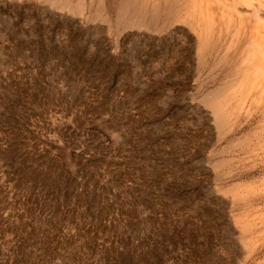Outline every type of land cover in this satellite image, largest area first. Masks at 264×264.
I'll return each instance as SVG.
<instances>
[{"label":"rangeland","instance_id":"1","mask_svg":"<svg viewBox=\"0 0 264 264\" xmlns=\"http://www.w3.org/2000/svg\"><path fill=\"white\" fill-rule=\"evenodd\" d=\"M141 2L0 0V264H264V0Z\"/></svg>","mask_w":264,"mask_h":264},{"label":"bare ground","instance_id":"2","mask_svg":"<svg viewBox=\"0 0 264 264\" xmlns=\"http://www.w3.org/2000/svg\"><path fill=\"white\" fill-rule=\"evenodd\" d=\"M65 1H60V3L62 5H64ZM82 5V2L79 1V3L77 4V7L79 8V6ZM177 2L171 3V6H173L174 8L176 7ZM145 5L144 3L141 2V0H119L118 3V11H119V17H123L125 21H128L130 23H135V22H140L141 17L143 15H145L146 11H145ZM77 10V9H76ZM81 10V8H80ZM152 13L155 14V11H152ZM171 13H174V20L176 21V11L173 10ZM153 15V14H152ZM153 18V17H152ZM151 18V19H152ZM154 20V19H153ZM152 22V20H151ZM186 22V21H184ZM190 24V23H187ZM261 42V41H260ZM263 47V46H262ZM264 48V47H263ZM261 49V48H260ZM262 50V49H261ZM259 51V50H258ZM234 55V54H233ZM225 61V60H224ZM236 62V61H235ZM234 62V63H235ZM256 62V61H255ZM233 63V64H234ZM236 65V64H235ZM233 66V65H232ZM229 67V66H228ZM224 68V67H223ZM264 68V67H263ZM226 69V68H225ZM224 69V70H225ZM228 69V68H227ZM250 78V77H249ZM257 84V83H256ZM263 85V84H262ZM225 85H223V87H225ZM231 86V85H230ZM245 86V85H244ZM249 86V85H248ZM259 91V90H258ZM264 93V92H263ZM251 95V94H249ZM206 98V97H205ZM258 100V99H257ZM260 100V99H259ZM253 102V101H252ZM257 104V103H256ZM247 105V104H246ZM260 105V104H259ZM251 108V107H250ZM257 110V108H256ZM259 110V109H258ZM257 116V115H256ZM262 120V119H261ZM264 165V164H263ZM246 225V224H245ZM243 240V239H242Z\"/></svg>","mask_w":264,"mask_h":264}]
</instances>
